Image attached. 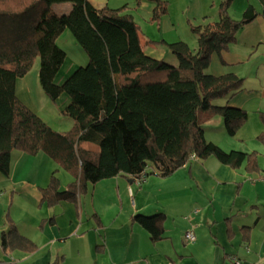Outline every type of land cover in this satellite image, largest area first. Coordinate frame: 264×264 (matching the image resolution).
<instances>
[{"label": "trees", "instance_id": "trees-1", "mask_svg": "<svg viewBox=\"0 0 264 264\" xmlns=\"http://www.w3.org/2000/svg\"><path fill=\"white\" fill-rule=\"evenodd\" d=\"M146 1L154 5L151 21L158 23L167 13V3ZM233 2L220 0L216 22L191 27L195 51L183 42L167 44L176 59L171 65L144 54L139 27L123 14L126 6L97 10L86 0H0V174L9 175L13 151L32 157L45 154L73 178L61 190L57 170L52 172L48 185L40 189L48 207L76 202L89 186L118 176L132 181L143 174L166 178L192 158L212 157L221 165L258 174L256 152L222 150L206 141L199 122V113L210 112L221 118L226 135L233 138L248 117L243 109L213 105L214 100L240 92L243 79L206 73L213 54L221 56L240 30L259 16L264 19V0H257L260 12L248 2L240 20L229 15ZM59 4L70 8L57 14L53 6ZM65 30L87 64L58 85L54 80L66 55L56 39ZM36 60L44 96L51 102L62 94L69 98L62 115L73 125L66 132L53 130L15 95V81ZM259 119L263 130L256 140L264 147V113ZM81 142L95 144L99 152L82 150ZM163 218L136 215L131 220L154 242L162 239ZM5 225L0 233L4 253L35 251L7 215Z\"/></svg>", "mask_w": 264, "mask_h": 264}, {"label": "crops", "instance_id": "crops-1", "mask_svg": "<svg viewBox=\"0 0 264 264\" xmlns=\"http://www.w3.org/2000/svg\"><path fill=\"white\" fill-rule=\"evenodd\" d=\"M86 1L97 10L126 6L123 14L131 16L139 27L144 54L171 65H176V59L167 44L183 42L194 46L196 38L189 33L191 27L216 22L220 2L163 0L175 2L179 16L185 15L187 21L175 22L171 11L167 10V14L154 23L151 21L154 5L146 0H139L137 5L134 0ZM257 4L255 8L260 12ZM246 5L247 0H234L230 17L238 19ZM240 7L241 14H238ZM69 8L70 5H65L63 11ZM151 31L164 32L170 38L162 36L158 42L147 36ZM64 34L65 31L56 39L58 47ZM67 58L66 55L55 77L58 85L87 64V57L79 55V60L86 64L77 66L80 62L72 61L64 75L61 70ZM255 65L254 73L241 75L247 66ZM260 67H264V19L261 16L238 32L226 52L211 56L207 74H234L243 79L240 92L219 99L213 105L244 110V100L260 90L255 113H264L260 108L264 86L257 78ZM29 73L15 81L17 99L55 131H68L72 122L62 111L69 98L65 94L59 96L52 102L51 111L45 110L48 101L44 97L40 98L43 105L37 106L31 94ZM199 122L206 141L222 150L256 152L259 173L221 165L212 157L192 158L166 178L149 174L132 181L118 176L89 186L87 193L77 197L76 202H60L48 207L41 201L40 189L48 185L52 172L57 170L61 176V190H65L73 178L66 177L43 153L32 157L13 151L9 175L0 177L2 197L10 196L7 216L17 232L35 245V251L4 253L0 249V264H235L233 260L239 264H264V147L256 140L263 130L262 124L257 119L247 121L236 136L230 138L220 117L201 112ZM79 146L87 152H99L90 142H81ZM13 198H18L22 205H13ZM156 214L164 216L159 224L162 239L153 242L145 229L131 219L136 215ZM0 219L3 220L1 212ZM4 230L5 218L0 233ZM188 232L193 234V242L185 239Z\"/></svg>", "mask_w": 264, "mask_h": 264}, {"label": "rangeland", "instance_id": "rangeland-1", "mask_svg": "<svg viewBox=\"0 0 264 264\" xmlns=\"http://www.w3.org/2000/svg\"><path fill=\"white\" fill-rule=\"evenodd\" d=\"M242 1H246V0H242ZM252 0H247V3L248 2H251ZM148 3H150V2H148ZM252 3V2H251ZM252 4H254L255 5V7L258 5L257 4V0H253V3ZM257 4V5H256ZM65 5H69V4H59V5H54L53 6V8H54V11L57 13V14H62L64 11V7H65ZM232 9V7L229 9V15L231 14V10ZM167 10L168 11H171V16H172V18H173V20L175 21V22H178V23H180V22H186L187 21V17L185 16V15H183V16H179V11H178V6L177 5H175V2H172V1H169V3L167 2ZM240 10H241V7H240V9H238V14H241L240 13ZM167 14V13H166ZM165 14V15H166ZM164 15V16H165ZM242 15V14H241ZM231 17H232V15H231ZM240 18H241V16L239 15V18L238 19H235V17H234V20H240ZM232 19H233V17H232ZM145 25H143V27H144ZM64 32V31H63ZM62 32V33H63ZM190 34H191V36H193V34L191 33V32H189ZM148 37H151L152 36V38H154L155 40H157L158 42L160 41V40H162V36H166L167 38H170V35H168V34H166V33H164V32H160V33H153L152 31H151V33H149L148 35H147ZM60 37V36H59ZM193 37H195V36H193ZM164 38V37H163ZM172 39V38H171ZM188 44V46L190 47V49L191 50H193L194 49V47L196 48V42H195V45L193 46V45H190L189 43H187ZM58 45H59V47H60V49H62L65 53H66V55H67V62L64 64V66H63V68H62V70H61V73L62 74H66L67 72H68V70L70 69V67H71V62L72 63H74V62H80V63H77L78 65L77 66H80V64H86V61H85V63H83L84 61H80L79 60V55H82V57L84 56V57H86V55L84 54V52L81 50V48L75 43V41L73 40V38H72V36H71V34L69 33V31L68 30H65V34L60 38V40L58 41ZM231 45H233V43L232 44H230L229 45V47H231ZM228 47V48H229ZM82 62V63H81ZM258 66V65H257ZM32 67H34V68H31L32 70H30L28 73H29V79L31 80V84H30V87H31V94H32V96H33V100L35 101V103H36V105L37 106H39V107H41L42 105H43V103L41 102V97H44V99L46 100L47 99V103H48V105H44L45 106V110L46 111H51V105H52V102L47 98V97H45L44 96V94L42 93V90H41V88H40V86H39V83H38V72H36L38 69H39V60H36L35 62H34V64H33V66ZM251 68V69H250ZM208 69L209 68H207V70H206V73L208 72ZM250 70V71H249ZM255 70H256V65L255 66H253V67H251V66H247L246 68H245V70H242V76H247L248 75V72H249V74L251 73V72H255ZM27 73V74H28ZM257 78H258V80L259 81H261V84H262V86H264V67H260V69H259V71H258V74H257ZM258 86H260L259 85V83H258ZM255 93L257 94V95H255V96H251L250 98H248V99H245L244 100V110L247 112V120H246V122L247 121H255V119H257V120H259L260 121V119H259V115L258 114H256L255 113V108H257V103H258V100H259V98H260V90H258V91H255ZM42 95V96H41ZM262 100V103H261V107L260 108H262V110H264V98H261ZM219 99H217V100H214L213 101V103H215L216 101H218ZM68 119V118H67ZM70 120V119H69ZM68 121V120H67ZM71 121V120H70ZM72 122V121H71ZM245 122V123H246ZM244 123V124H245ZM57 124L58 123H56V125L55 126H57ZM243 124V125H244ZM72 125H73V122H72ZM72 127V126H71ZM243 127V126H242ZM241 129V128H240ZM54 130V129H53ZM45 157V159H48L46 156H44ZM49 161H51V160H49ZM52 163V162H51ZM53 165H55V164H53ZM56 167V166H55ZM58 168V167H57ZM59 169V168H58ZM64 175H66V177H70V175H68V173H66V172H64L63 170H61V169H59ZM0 177H3V176H0ZM57 177L58 178H61V176H58V174H57ZM62 181V184H64V181H63V179L61 180ZM3 194H4V191H3V188L2 187H0V212H1V214H2V217H3V220H1L0 219V230H1V228H2V223H4V218H6V215L10 212V211H8V205H10V196H6V197H2L3 196ZM13 205H22L21 203H19V201H18V198H13ZM9 215V214H8Z\"/></svg>", "mask_w": 264, "mask_h": 264}, {"label": "built area", "instance_id": "built-area-1", "mask_svg": "<svg viewBox=\"0 0 264 264\" xmlns=\"http://www.w3.org/2000/svg\"><path fill=\"white\" fill-rule=\"evenodd\" d=\"M145 176H146V175L143 174L139 180L143 179ZM185 239H186L188 242H193V241H194V236H193V234H192L191 232H188V233L185 234ZM233 262H234L235 264H239L238 261L233 260Z\"/></svg>", "mask_w": 264, "mask_h": 264}]
</instances>
